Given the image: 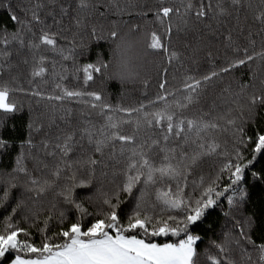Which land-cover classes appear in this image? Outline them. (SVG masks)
I'll return each mask as SVG.
<instances>
[{
  "label": "trees",
  "instance_id": "obj_1",
  "mask_svg": "<svg viewBox=\"0 0 264 264\" xmlns=\"http://www.w3.org/2000/svg\"><path fill=\"white\" fill-rule=\"evenodd\" d=\"M191 2L198 6L197 0ZM211 3L207 17L197 19L194 15L183 14L181 0H163L162 4L160 0H89V7L84 10L77 7L78 0H0V33L10 41L13 36L19 37L6 49L0 44V85L13 89L9 100L18 109L11 114L0 113V137L6 141V147L0 148V230L7 217L12 215L11 209L20 204L13 222L27 228L31 233L30 241L39 245L42 236L37 229L43 227V220L49 214L53 216L47 229L49 234L76 221L79 213L60 193L80 182L87 183L88 187H74L72 198L89 213L98 212L103 194L111 195L124 182L129 153L121 154L118 141L105 147L102 154L96 153L85 130L93 133L94 139H103L101 130L105 134L112 131L107 127V116L110 115L112 123L120 125L118 131L135 136L138 144L147 142L150 145L153 139H160V130L148 127L143 121V113L134 112L128 116L118 109L139 108L143 104L147 105L144 112L161 110L164 102H149L164 91L159 87L164 81L167 91L174 94L168 96V103L174 100L183 103L187 93L180 90L185 81L202 79L215 71L220 75L202 85L192 105L177 109L173 104L170 111H175L182 119L216 122L219 129L202 132L201 138L193 131L187 142L172 139L167 144L162 141L160 147L175 149V153L169 155H175L177 160L182 153L186 154L183 163L190 174L180 182L185 199L192 201L199 199L220 175L227 160L235 158V149L242 153L243 163L252 161L245 169L244 179L207 209L189 231L200 236L195 245V264H210L207 259L210 255L226 256L232 264H259V253L251 244L246 241L237 244L239 237L235 223L239 218L245 223L250 220L251 227L246 229L248 235L257 244L264 243V154L253 152L255 136L264 134V107L256 108L253 118L246 116L248 96L264 89V58L256 55L264 52V24L255 19L264 11V0H241L240 5H233L231 0H211ZM160 7H178L181 14L171 15L161 24L155 14ZM61 8L67 9V13H62ZM221 8L223 14H220ZM34 12L39 16V22L33 20ZM11 15H16L19 22L12 21ZM77 18L81 20L79 26ZM169 25L172 26L170 36L166 35ZM43 31L56 34L59 48L71 58L64 60L45 45L32 47L40 43ZM112 31L119 33V39L111 38ZM152 32L161 37L169 53L176 54L171 62L163 50L153 51L146 47ZM246 53L256 58L229 72L220 71L231 62L244 59ZM41 57H46L43 65L46 73L42 78H33L31 74L40 66ZM89 63L106 64L107 68L94 73L93 81L85 87L83 73L77 69ZM61 75L67 79L60 81ZM56 83L69 90L100 93L103 102L111 105L113 111L102 115L99 108L92 109L76 100L47 99L61 94ZM36 91L42 96L33 95ZM241 113L245 116L241 117ZM125 120L132 122L122 123ZM229 120L243 125V144L238 142L240 135L235 134L236 129ZM73 134V150L65 157L56 144ZM199 143L206 147L200 149ZM212 143L219 145L216 152L203 154L209 151L208 145ZM148 154L157 165L162 163L165 155L159 148H152ZM193 156L197 157L195 164L191 160ZM89 158L98 163L90 165ZM20 167L26 172L19 171ZM58 170L59 175H56ZM32 179L38 184L32 185ZM166 183L175 184L174 181ZM228 183V173H224L217 181V191H222ZM164 186V183H158L146 189L143 197L146 206L156 202L155 189ZM39 187L44 188L39 196L35 191H27ZM4 190L9 191L7 200L3 199ZM228 196L233 198L232 205L228 203ZM139 197L137 189L132 195L120 194L122 221L131 213ZM60 212L67 216L63 224L57 221ZM93 219L94 216L85 215L83 222L87 224ZM152 239L165 243L175 242L179 237ZM217 245H224L227 251L219 253ZM15 255L9 253L0 264H10Z\"/></svg>",
  "mask_w": 264,
  "mask_h": 264
},
{
  "label": "snow or ice",
  "instance_id": "obj_2",
  "mask_svg": "<svg viewBox=\"0 0 264 264\" xmlns=\"http://www.w3.org/2000/svg\"><path fill=\"white\" fill-rule=\"evenodd\" d=\"M113 2V0H110ZM161 4L163 0H160ZM184 15H194L197 19L207 17L208 12L212 9L211 0H197L198 6L194 5L191 0L184 4ZM233 5H240L241 0H231ZM77 7L81 10L89 7V0H78ZM62 13H67V9L61 8ZM224 13V9H220V14ZM157 19L161 24L170 18L171 15L181 14V9L178 7H160L155 13ZM10 19L19 22L16 15H11ZM255 19L264 24V11L260 12ZM33 20L39 22V16L34 12ZM77 26L81 24V20L77 18ZM172 26L166 28V35L170 36ZM95 34V30L93 31ZM113 40L119 39V33L116 31L111 32ZM18 36H13L10 41L6 35L0 33V44L7 46L18 40ZM40 43L32 45L34 48H39L40 45L48 46L49 50L58 52L64 59L68 60L71 57L63 54V49L59 48L58 38L56 34L43 31L40 38ZM23 45V41H20ZM119 47V45H118ZM146 47L153 51H161L168 54L169 62L176 58L174 52L169 53L167 45H165L161 37L156 33L150 34ZM257 56L264 58V52L257 53ZM256 57L247 54L244 59H239L230 63L229 66L222 68L221 72H229L233 68L246 65L249 61L254 60ZM46 57H41L38 61L40 65L32 72V77H43L46 73V68L43 66ZM107 68L106 64H86L82 68L77 69V72L83 73V85L86 87L89 82L93 81L94 73H101L102 69ZM220 72H211L204 76L202 79L190 78L191 82L185 81L183 88L180 91L186 92L184 102L174 100L171 104L168 103V96L174 95L167 91L166 81L162 82L159 87L164 90L157 99L150 101V104L164 102V107L156 112H144L147 105H141L139 108H120L128 116L132 113H143V121L148 127H156L160 130V139H153L151 144H138L137 139L133 135H124L117 129L119 124L112 123V116H107L109 124L108 128L112 129L110 133L105 134L103 130L100 135L103 139H94L93 133L87 132L89 144H94V151L96 153H103L105 147L114 142H119L120 152L124 154L128 152V164L124 171V182L118 186L116 191L109 195L103 194L101 200V207L96 213H89L87 209L81 204L77 203L72 198V191L74 187H88L85 182L74 184L67 187L60 195L64 197L66 203L71 205L78 213L75 222H71L67 227H61L58 232L49 234L47 229L49 222L53 220V216L49 214L43 220V227L38 228L37 231L41 233L42 241L39 245L30 241L31 233L27 228L19 227L13 222L17 208L21 207L17 204L16 208L11 209L12 215L7 217L3 229L0 230V260L6 259L9 253H16L10 264H195V257L197 255L195 245L200 240L199 235L190 233L189 228L195 225L204 216L205 211L213 207L217 200L224 196L225 192L233 189L244 179L245 169L252 163L249 160L243 163V156L239 149H235V158L228 159L227 162L220 169V175L206 188L201 197L195 201L186 200L183 195V187L181 180H186L190 174L188 166L183 163L186 154L182 153L177 160L175 149L161 148V142L167 144L170 140L187 142L190 139L189 134L195 133L197 138H201V133L209 129L218 130L219 124L216 122H197L191 119L179 118L175 111H170L173 104L177 109H185L192 105L198 95V91L206 82H210L218 77ZM79 79V77H77ZM67 76H59V80L63 81ZM55 87L60 90L59 95L49 96L47 99L64 101L76 100L78 103L86 104L92 109L99 108L101 114L113 111L112 106L103 102V97L100 93L84 90H69L63 87L61 83H56ZM13 89L6 85H0V113L11 114L17 111V105L9 100ZM166 93V94H165ZM33 95L42 96L39 91ZM84 97H88L87 100ZM43 98V97H42ZM264 107V89L258 92H252L247 99V119L254 117L256 108ZM245 113H241L244 117ZM151 117V118H149ZM132 121H122V123H131ZM137 121V126H139ZM228 123L236 129L235 134L240 135L239 143L243 144V125H237L235 120H229ZM59 139V138H58ZM251 139V138H250ZM74 134L68 135L63 142L56 144V148L60 150L63 156L67 157L72 152V141ZM30 143V141H29ZM192 143H197L192 140ZM253 152L257 154H264V134H257L253 140ZM6 147V141L0 137V148ZM198 147L204 149L206 145L199 143ZM148 151H145V149ZM152 148H159L160 152L165 153L162 157V163L157 165L155 161L149 156V151ZM209 151L203 154H211L216 152L219 145L212 143L208 145ZM196 156L191 157L192 163L195 164ZM173 160H177L174 164ZM88 163L95 165L97 160L89 158ZM71 167V165H68ZM19 171L26 172L23 167ZM224 173H228L229 183L222 191H217L219 185L217 181ZM59 175V170L55 173ZM255 175V173H253ZM75 180V177H72ZM166 181H174L175 184L166 183ZM203 182V179H202ZM158 183H164L163 188L155 189V203L146 206L143 202V197L146 194V189L149 186H155ZM32 185L38 184L35 179L31 180ZM138 186H140L138 188ZM16 187V185H11ZM137 189L140 192L133 210L127 216L126 220L122 221L120 216V205L122 203L120 194L126 193L133 194V190ZM27 191H35L39 196L44 192L43 187L37 189L28 188ZM9 191L4 190L3 199L7 200ZM244 194H241L243 200ZM228 203H234L232 196L227 197ZM55 207V205H53ZM238 207V202H237ZM158 209V210H157ZM179 213V215L174 214ZM35 215V213L33 214ZM85 215L94 216V219L87 224L83 222ZM27 219V217H25ZM67 220L64 212H60L57 217L59 224H63ZM235 227L237 228L239 239L236 241L239 244L241 241H246L251 244L253 248L259 253V264H264V243L257 244L248 235L247 228L251 227V221L243 222V218L236 220ZM157 237H179L175 242L157 243L152 238ZM219 253H225L227 249L224 245L216 246ZM207 259L210 264H232L226 256H208ZM251 260V256L248 257Z\"/></svg>",
  "mask_w": 264,
  "mask_h": 264
},
{
  "label": "rangeland",
  "instance_id": "obj_3",
  "mask_svg": "<svg viewBox=\"0 0 264 264\" xmlns=\"http://www.w3.org/2000/svg\"><path fill=\"white\" fill-rule=\"evenodd\" d=\"M0 263H1V260H0Z\"/></svg>",
  "mask_w": 264,
  "mask_h": 264
}]
</instances>
